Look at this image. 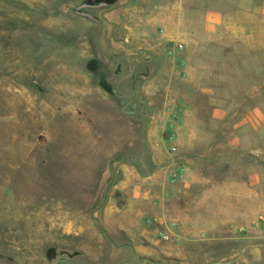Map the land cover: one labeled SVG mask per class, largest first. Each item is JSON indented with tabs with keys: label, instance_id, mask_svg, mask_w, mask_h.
<instances>
[{
	"label": "rangeland",
	"instance_id": "374dc122",
	"mask_svg": "<svg viewBox=\"0 0 264 264\" xmlns=\"http://www.w3.org/2000/svg\"><path fill=\"white\" fill-rule=\"evenodd\" d=\"M253 1L0 0V264H264Z\"/></svg>",
	"mask_w": 264,
	"mask_h": 264
},
{
	"label": "water",
	"instance_id": "95a60500",
	"mask_svg": "<svg viewBox=\"0 0 264 264\" xmlns=\"http://www.w3.org/2000/svg\"><path fill=\"white\" fill-rule=\"evenodd\" d=\"M91 7H92V5H90V4H83V5H81V6H79L77 8L76 13L78 15H80V16L87 17V18H89L92 21L98 22L99 20L93 14L85 11V9H88V8H91Z\"/></svg>",
	"mask_w": 264,
	"mask_h": 264
},
{
	"label": "crops",
	"instance_id": "0c3cea01",
	"mask_svg": "<svg viewBox=\"0 0 264 264\" xmlns=\"http://www.w3.org/2000/svg\"><path fill=\"white\" fill-rule=\"evenodd\" d=\"M251 7L250 8H253V7H255V10L257 9L258 11H257V14H260V15H262V14H264V2H259V1H257V0H255V1H253V2H251ZM253 10V9H252ZM254 10V11H255ZM253 11V12H254ZM256 12V11H255Z\"/></svg>",
	"mask_w": 264,
	"mask_h": 264
},
{
	"label": "trees",
	"instance_id": "16d2710c",
	"mask_svg": "<svg viewBox=\"0 0 264 264\" xmlns=\"http://www.w3.org/2000/svg\"><path fill=\"white\" fill-rule=\"evenodd\" d=\"M96 1L114 2L115 0H96Z\"/></svg>",
	"mask_w": 264,
	"mask_h": 264
},
{
	"label": "bare ground",
	"instance_id": "6f19581e",
	"mask_svg": "<svg viewBox=\"0 0 264 264\" xmlns=\"http://www.w3.org/2000/svg\"><path fill=\"white\" fill-rule=\"evenodd\" d=\"M36 114L35 113H33V116H35ZM32 116V115H31ZM28 117V116H27ZM28 119V118H27Z\"/></svg>",
	"mask_w": 264,
	"mask_h": 264
}]
</instances>
